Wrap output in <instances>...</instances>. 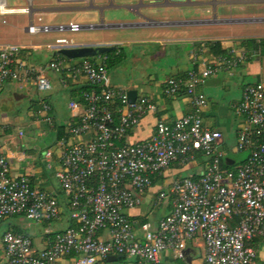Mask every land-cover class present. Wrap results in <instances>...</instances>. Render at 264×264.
I'll use <instances>...</instances> for the list:
<instances>
[{
  "label": "built area",
  "instance_id": "1",
  "mask_svg": "<svg viewBox=\"0 0 264 264\" xmlns=\"http://www.w3.org/2000/svg\"><path fill=\"white\" fill-rule=\"evenodd\" d=\"M60 1L113 4L115 0ZM189 2L196 4L195 0ZM20 13L30 15L29 8H9L0 0L1 17ZM1 23L6 24V19ZM95 28L72 23L36 25L30 20L25 31L35 36ZM66 47H71L70 43L57 39L47 49ZM22 51L26 48L0 46V90L7 83H33L38 92L46 94L52 86L44 70L59 75L69 70L75 79L84 78L91 89L81 93L80 101L69 102L68 110L78 121L68 126V138L61 139L57 149L54 177L66 199L71 226L63 230L49 227L61 218V202L36 188L27 175H11L8 160L0 152V224L19 217L47 226L45 248H36L29 236L4 233L6 264H62L65 260L71 264H160L164 253L190 264L186 261L187 244L196 239L203 244V264L255 263L257 251L252 242L264 241V85L246 86L234 106L240 119L234 151L248 154L243 163L231 165L221 149L222 134L204 125L206 98L199 91L205 80L236 69L247 59L245 51H230L202 64L199 71L166 80L163 95L184 96L190 112L172 124L159 121L149 140L133 145L122 144L123 138L147 113L156 110L150 98L140 96L130 103L127 90L111 86L102 62L82 59L69 69L65 60L55 58L45 69H35L20 61ZM43 110L49 111V105L43 104ZM2 130L0 127V134ZM198 156L207 160L201 176L174 179L169 190L157 196L158 205L168 195L172 201L170 213L155 229L130 218L128 212L139 207L140 196L152 187L155 178ZM44 157L52 169V152ZM118 256L126 261H107Z\"/></svg>",
  "mask_w": 264,
  "mask_h": 264
},
{
  "label": "crops",
  "instance_id": "2",
  "mask_svg": "<svg viewBox=\"0 0 264 264\" xmlns=\"http://www.w3.org/2000/svg\"><path fill=\"white\" fill-rule=\"evenodd\" d=\"M5 1L9 8H29L30 15L24 13L14 15L25 16L36 25H42V22L45 20L44 14L46 12L50 14L53 11L58 12L76 9L68 8L66 5L70 3H65L60 0H57V8H47L44 6L47 3L46 0H20L21 2L15 0L11 5H9L8 0ZM17 1L19 5H16ZM124 1L131 2L126 3L121 1L118 2L120 3L118 5L106 2V4L97 6L94 5V3H90L77 8L81 11L98 10L100 21L95 29H124L127 27H137L139 28L138 34H141L140 36L142 37L134 41H116L111 37L106 41L102 39L101 42L91 43L92 45L123 48L124 55L121 59L122 62H124L126 59L128 60L129 52L130 57H133V54H131V47L135 44H153L160 49L157 50L154 57L158 58L160 56V59L166 62L164 67L160 66V75L149 74L150 76L145 82H142L143 77L140 78L139 74L135 73L134 77L126 80V86L129 89L124 88L122 85V82H124L123 79L119 81L115 79L112 81L110 78V72L113 70L118 71L122 67V62L108 71L110 84L113 88L125 89L127 91L134 90L137 94L136 98L146 96L151 99L156 107L154 112L147 113L141 119L137 127L127 132L123 138L122 144L133 145L149 140L153 136L155 125L159 121L172 124L190 112L188 100L184 96L170 98L163 95V84L168 79L184 76L190 71L201 70L202 64L209 63L215 58L208 44H210V42H219L222 50L226 53H230V51H245L247 59L236 69L229 72H220L217 76L201 83L199 91L206 98V106L203 108L202 118L206 127L222 134L221 149L226 153V162H228L229 165L232 163H243L247 157V152H245L246 155L240 161H236L231 157V155L238 154L234 151V147L237 131L240 126V119L234 112V106L240 102L243 89L246 86L255 84L264 85V0H200L199 2L195 0L197 4L201 5L189 6L175 5V2L171 0H158L157 2L143 0L141 3H138L137 0ZM133 1H135V4H131ZM132 5H134L133 7L138 6L140 11L134 12L131 9ZM194 7L196 8L193 9ZM115 9L131 12V14L137 16L141 22L136 24H106L104 21V12H110ZM6 17L0 16V19L2 20ZM212 20L217 23L212 25ZM71 23L75 24L72 21ZM1 24L0 34L2 32L1 30L4 28ZM182 32L196 35L209 34V37L184 39L180 35ZM143 35H145L146 39L143 38ZM180 42H183V44L187 46L192 45V49L185 52L184 55L176 51L173 52L170 47L175 48L176 44ZM54 44L32 46L17 45L26 48V51L22 54L23 58L20 56L21 58L19 59L35 69H45L46 65L51 60L57 58L58 51L46 49L48 45ZM4 45L15 44L0 42V46ZM70 45L73 47L78 44L72 43ZM34 50H42L43 52H36L37 54H33ZM195 58L197 60H195ZM103 59L104 58H98L96 62H102ZM80 61L81 60H70L66 61V64L70 69ZM67 72L68 73L59 75L44 70V75L50 80L52 86L51 91L46 94L38 92L33 83L25 85L7 83L0 90V124H3L2 131L4 132L0 134V152L3 153L8 160L11 175H27L36 188L55 196L61 202V218L54 222V229L56 230H63L71 226V223L68 220L66 199L54 177V171L58 168L57 149L59 143L55 127L65 126V129H67L68 126L77 123V115L72 114L68 110V104L71 101H80L81 98L78 97L73 99L72 91L89 86L84 78L78 77L75 79L73 75L70 74L69 70ZM62 79L65 80L64 84L60 82ZM62 93L68 98L66 105L68 113H66V115L61 113V105L58 99V96ZM24 101L27 105L26 113L31 124H35L38 128L40 123H45L46 121L48 128L52 129L55 133L54 141L49 146L43 148L40 153L35 152L33 144H30V146L26 143L23 145L21 144V137H23L22 130H19L17 135H14L12 131L11 124L13 123V119L11 113H14L15 106L20 105ZM43 104H48L50 110L47 112L44 111ZM61 119L66 122L64 125L61 123ZM46 152H52V169H48V163L44 157ZM206 163L207 160L205 158L198 156L193 162L184 165L176 164L164 171L159 177L154 179L152 187L145 192V194L140 196L141 204L139 207L128 212L130 218L136 220L138 223L149 224L151 228L155 229L158 221L170 213L172 201V197L168 195L165 196L160 202V205H158L156 204L157 196L161 192H167L170 188L171 181L174 179L184 177L196 178L201 176L205 170ZM23 220L26 222L25 219L19 217L7 219L0 224V228L6 227V232L29 236L34 246L36 245V248H45L47 246V239L44 235V230L41 233H34V235L31 236L28 233L30 223L26 222V224H22ZM62 224L64 227L61 226ZM36 226L40 227L41 225ZM43 226L44 225H42V227ZM6 232L4 231L0 236V264H6L2 245V237ZM252 246L257 251V258L254 264H264V241L255 239L252 242ZM202 253L203 244L200 239L189 242L186 250L187 263L203 264ZM62 264H71V262L65 260ZM160 264L183 263L175 261L171 257V254L164 253L160 256Z\"/></svg>",
  "mask_w": 264,
  "mask_h": 264
},
{
  "label": "rangeland",
  "instance_id": "3",
  "mask_svg": "<svg viewBox=\"0 0 264 264\" xmlns=\"http://www.w3.org/2000/svg\"><path fill=\"white\" fill-rule=\"evenodd\" d=\"M21 2L20 0H18ZM17 1L16 5H19V2ZM126 2L124 0H115L114 5H118L120 3L118 2ZM172 1V0H171ZM187 3L183 4H178L174 3L175 5H184V6H189V5H201V4H189L191 0H187ZM198 2L200 0H197ZM15 0H8L9 5L14 3ZM46 6L47 8H57V0H46ZM131 1H127L126 3H130ZM148 2V1H145ZM106 4V1H96L94 2V5H103ZM131 4H135V1H133ZM68 8H76V9H71V10H63V11H53L50 14H47L46 12L45 15V20L42 22L43 24H47L49 26H56V25H68L72 22L75 24H79L82 26H88V25H97L100 21L99 18V12L98 10H89V11H81L78 10L77 8H80L81 6H84L83 3H70L66 5ZM132 5L131 9L134 12H139L140 9L138 6L133 7ZM194 7L193 9H195ZM50 15V16H49ZM49 17V18H48ZM5 19H7V23L2 25L1 24V19H0V24L2 27H4L1 31V36H0V42L1 43H7V44H15V45H46V44H54L57 39H64L67 41V43L70 44H78V45H92L91 43H96V42H101V40H109V38L113 37L114 40L116 41H125V40H137L142 38L138 34V29L137 27L133 28H101V29H83L77 33H57V32H52V33H47V34H38L35 36H30L25 32V27L27 26V23L29 22L28 18L25 16H20V15H10L7 16ZM113 19V20H112ZM117 19V20H116ZM115 20V21H114ZM104 21L106 24H136L141 22L137 16L134 14H131V12H126L122 9H115L111 10L110 12H104ZM114 21V22H110ZM213 21V20H212ZM217 22L213 21L211 23L212 25H215ZM16 25V26H15ZM174 31V30H173ZM179 35V34H177ZM176 35V36H177ZM182 38H207L209 37V34H202V35H196L193 33H188V32H182L180 34ZM143 38L146 39L145 35H143ZM131 54H133V57H130V52H129V58L128 60L126 59L124 62H122V67L117 71L113 70L110 72V78L111 80L117 79L118 81L120 79H123L124 82H122V85L124 88L129 89L126 85V80L132 78L135 76V73L139 74V77H143V81L145 82L147 78H149V74H156L160 75V66H165L166 62L165 60L160 59V56L158 58L154 57L155 53L157 50H160L156 45L153 44H135L134 46L131 47ZM47 49V48H46ZM170 49L174 52H179L182 55L185 54V52L190 51L192 49L191 46H187L186 44L184 45L183 42H180L176 44V47H170ZM49 50V49H47ZM45 51V50H44ZM36 52H43L42 50L38 51H33V54H37ZM37 58V56H36ZM114 72V73H113ZM109 78V79H110ZM160 79V76H159ZM60 105H61V113L63 115H66L68 113L66 109L67 105V96L65 94H61L58 96ZM27 105L24 102H22L20 105L15 106V111L14 113H11V117L13 119L12 125V131L14 135L18 134L19 130L23 131V137L21 144H27L30 146V144L34 145V149L36 153H40V151L45 148L46 146H49L55 139V133L52 131V129H49L48 126L45 123H40L38 128L35 124H31V121L29 120L27 116ZM1 122V118H0ZM61 123L63 125L66 123L61 119ZM0 127L3 128V124H0ZM6 129V128H5ZM46 129V130H44ZM5 131V130H4ZM4 133V132H3ZM2 133V134H3ZM246 154L245 153H238L236 155H231L233 159L236 161H240L242 158H244ZM29 222V221H26ZM24 222L22 224H26ZM30 223V228L28 229V233L33 236L34 233H41L43 230L47 227L42 225L40 227H37L34 223ZM62 227L63 224L61 225ZM49 227L52 229L55 228L54 222H52ZM7 228L2 227L0 228V236L1 234L5 231L6 232ZM195 241V240H194ZM36 246V245H35ZM199 254L201 255V252L199 251ZM204 255V252L202 253ZM117 264V263H116Z\"/></svg>",
  "mask_w": 264,
  "mask_h": 264
},
{
  "label": "trees",
  "instance_id": "4",
  "mask_svg": "<svg viewBox=\"0 0 264 264\" xmlns=\"http://www.w3.org/2000/svg\"><path fill=\"white\" fill-rule=\"evenodd\" d=\"M208 47H209L210 51L212 53H214L215 57L223 56L226 53L224 50H222L219 42H210V44H208ZM23 53H24V51H22L18 55V58H21ZM123 55H124V49L123 48H115L114 51H112V52H109V53H106V54H102V55H98V56L93 57V58H86V59L91 61L92 63H96V60L98 58H104L103 61H102V64L104 65L106 70L109 71L112 67H114L118 63L122 62L121 58L123 57ZM57 58L63 59L65 61H70L67 58H65V57H63V56H61L59 54H57ZM90 89L91 88L89 86H86V87H81V88H78L76 90H73L72 91L73 99L78 98V97L81 98V93L85 92V91H89ZM55 131H56V133L58 135L57 136L58 137L57 138L58 141H60L61 139H67L68 138V136L66 134L65 126H56L55 127ZM125 261L126 260L123 259V260H121L119 262L120 263H124Z\"/></svg>",
  "mask_w": 264,
  "mask_h": 264
},
{
  "label": "water",
  "instance_id": "5",
  "mask_svg": "<svg viewBox=\"0 0 264 264\" xmlns=\"http://www.w3.org/2000/svg\"><path fill=\"white\" fill-rule=\"evenodd\" d=\"M114 49L115 48L113 46L75 45L73 47H66L58 50V54L69 60H82L112 52L114 51ZM136 96L137 94L134 90H129L127 92V97L130 103H134V101L136 100ZM122 259V256L109 257L107 261L109 263H114Z\"/></svg>",
  "mask_w": 264,
  "mask_h": 264
}]
</instances>
